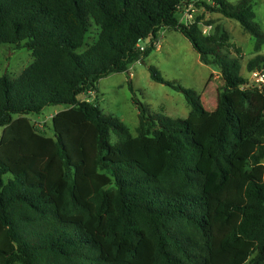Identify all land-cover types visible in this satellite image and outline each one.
Returning a JSON list of instances; mask_svg holds the SVG:
<instances>
[{"label":"trees","instance_id":"trees-1","mask_svg":"<svg viewBox=\"0 0 264 264\" xmlns=\"http://www.w3.org/2000/svg\"><path fill=\"white\" fill-rule=\"evenodd\" d=\"M212 1L183 24V0H0V48L25 42L34 58L18 78L0 77V264H264V87L242 88L241 49L203 19L235 20L256 52L264 30L250 0ZM93 25L96 41L79 52ZM167 29L224 89L209 116L199 93L149 66L191 112L172 119L133 99V136L90 95L144 62ZM257 70L262 54L247 63ZM52 106L64 109L49 136L30 117Z\"/></svg>","mask_w":264,"mask_h":264},{"label":"rangeland","instance_id":"rangeland-1","mask_svg":"<svg viewBox=\"0 0 264 264\" xmlns=\"http://www.w3.org/2000/svg\"><path fill=\"white\" fill-rule=\"evenodd\" d=\"M189 1L183 0V2ZM202 1L213 2L212 0ZM228 1L236 4L241 0ZM250 1L256 14L255 22L264 30V0ZM203 11L201 8L197 9L195 16H201ZM177 17L179 20L182 19V11ZM203 20L204 23L212 21L213 25L222 26L229 34L230 42L241 49L243 55L241 75L247 79L246 85L242 88L260 89L253 83L251 74L247 72V63L258 54L264 55V47L256 52L254 37L245 32L235 20L227 19L217 13L206 14ZM203 31L206 35L211 34L213 26H203ZM97 35L98 28L93 25L85 41V46L78 51L82 52L93 44ZM33 61V55L25 42L20 45H3L0 48V77L8 76L11 79H16ZM149 66L156 67L166 80L176 82L199 93L204 106L209 111V116L215 111L219 94L224 89L220 73L214 68L202 64L199 54L193 49L190 42L178 31L169 29L161 33L159 44L144 62L134 63L128 73L112 74L100 80L97 92L90 95V100H96L105 114L118 118L133 136L137 135L140 124L139 110L133 99L143 103L149 113L163 114L172 119L188 118L191 108L185 96L167 85L154 82L150 78ZM81 98L87 97L83 95ZM63 109L64 106L48 107L41 115L30 118L38 129L52 136L49 127L50 121L56 113ZM1 135L2 129H0V137ZM111 143H116L115 135L111 137ZM262 164L264 165V160Z\"/></svg>","mask_w":264,"mask_h":264},{"label":"built area","instance_id":"built-area-1","mask_svg":"<svg viewBox=\"0 0 264 264\" xmlns=\"http://www.w3.org/2000/svg\"><path fill=\"white\" fill-rule=\"evenodd\" d=\"M198 1L199 0H191L187 2L186 4L183 3L182 6L179 7V10L182 11V19L180 20L181 23L183 24L194 23L195 17H196L195 15L197 12L196 2ZM250 74H251L253 83L256 84L259 88H263L264 87V72L257 70V71L251 72Z\"/></svg>","mask_w":264,"mask_h":264},{"label":"crops","instance_id":"crops-1","mask_svg":"<svg viewBox=\"0 0 264 264\" xmlns=\"http://www.w3.org/2000/svg\"><path fill=\"white\" fill-rule=\"evenodd\" d=\"M163 31H164V30H163ZM163 31H162V32H163ZM162 32H161V33H162Z\"/></svg>","mask_w":264,"mask_h":264}]
</instances>
